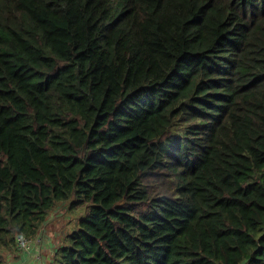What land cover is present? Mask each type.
I'll list each match as a JSON object with an SVG mask.
<instances>
[{"label": "trees", "instance_id": "1", "mask_svg": "<svg viewBox=\"0 0 264 264\" xmlns=\"http://www.w3.org/2000/svg\"><path fill=\"white\" fill-rule=\"evenodd\" d=\"M62 201L47 264H264V0H0V264Z\"/></svg>", "mask_w": 264, "mask_h": 264}, {"label": "rangeland", "instance_id": "2", "mask_svg": "<svg viewBox=\"0 0 264 264\" xmlns=\"http://www.w3.org/2000/svg\"><path fill=\"white\" fill-rule=\"evenodd\" d=\"M84 211L83 206L71 209L68 201L58 202L40 226L39 231L35 235H26L32 239L34 245L31 251L20 248L16 241L10 242V245L3 248L2 253L6 263L47 264L57 248L63 244L66 234L73 228H77L79 217L84 214ZM40 259H44V262Z\"/></svg>", "mask_w": 264, "mask_h": 264}, {"label": "built area", "instance_id": "3", "mask_svg": "<svg viewBox=\"0 0 264 264\" xmlns=\"http://www.w3.org/2000/svg\"><path fill=\"white\" fill-rule=\"evenodd\" d=\"M16 243H17V245L20 248H23V249H26V250H30V251L34 247L32 239H30L28 237H25V236H22V235H18L16 237ZM32 245H33V247H32Z\"/></svg>", "mask_w": 264, "mask_h": 264}, {"label": "crops", "instance_id": "4", "mask_svg": "<svg viewBox=\"0 0 264 264\" xmlns=\"http://www.w3.org/2000/svg\"><path fill=\"white\" fill-rule=\"evenodd\" d=\"M23 256H25V254H24ZM22 258H23V260H25V258H24V257H22ZM40 260H43V262H44V259H40Z\"/></svg>", "mask_w": 264, "mask_h": 264}]
</instances>
